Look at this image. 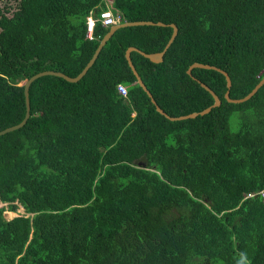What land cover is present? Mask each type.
<instances>
[{"label": "trees", "instance_id": "1", "mask_svg": "<svg viewBox=\"0 0 264 264\" xmlns=\"http://www.w3.org/2000/svg\"><path fill=\"white\" fill-rule=\"evenodd\" d=\"M106 9L176 27L160 63L129 55L163 113L210 106L196 80L220 104L171 122L135 83L124 51L160 52L169 27L115 30L75 83L33 81L26 122L0 136V264H264V84L230 104L220 73H185L214 66L229 77V98L244 97L264 74V0H18L9 16L3 7L0 131L24 116L19 82L81 71L107 32Z\"/></svg>", "mask_w": 264, "mask_h": 264}, {"label": "water", "instance_id": "2", "mask_svg": "<svg viewBox=\"0 0 264 264\" xmlns=\"http://www.w3.org/2000/svg\"><path fill=\"white\" fill-rule=\"evenodd\" d=\"M137 26L169 27L171 29V34H170L169 39L167 40L163 49L158 53L145 54V53L139 51L138 49H136L134 47H128L124 51V59L127 63V66L129 67L134 79H135V83L149 98L150 103L154 106L155 112H157L159 115L163 116L166 120L172 122V121H181V120H186V119H193L196 116H203V115L207 114L212 108L219 106L220 100L218 99V97L207 86H205L203 83H200L199 81L196 80V82L199 84V86L211 96L212 104L210 106L204 108L203 110L199 111V112H192V113H189L187 115L178 116V117H169L165 113H163V111L155 104V102L151 98L149 92L146 90L145 86L142 84L139 76L135 72V70H134V68L130 62L129 55L131 52H136L140 56H142L143 58L149 60L151 63H154V64L160 63L162 61V56H163L164 52L166 51V49L169 47L170 43L173 41L174 37L176 36L177 29L173 24L166 25V24H163L161 22H155V23H153L151 21L121 22V23H118V24H115V25L108 27L107 32L98 41V44H97L95 50L93 51L90 59L87 61V63L84 65V67L81 69V71L76 76L68 77V76H66L60 72H57V71L46 70V71H40L38 73H35V74L31 75L30 77H28L26 80L22 81L18 86L22 87V95H23V103H24V116L18 124L1 130L0 136L21 128L24 125V123L26 122V120L29 116L28 88L33 81H35L36 79H38L40 77L52 76V77L60 78V79L66 81L68 83L77 82L86 73V71L91 67V65L95 61L99 51L101 50V48L103 47L105 42L109 39V37L113 34V32L115 30L120 29V28H125V27H137ZM192 69L213 70V71L220 73L224 77L225 88H226V90L223 94V98L227 103H230V104H239V103H243V102L247 101L264 84V74H263V76L260 78V80L257 82V84L244 97H242L240 99H230L228 96V91L230 88V80L224 71H222V70H220L214 66L207 65V64L192 63L191 65H189L187 67V69L185 71L186 75L191 77L190 72Z\"/></svg>", "mask_w": 264, "mask_h": 264}, {"label": "built area", "instance_id": "3", "mask_svg": "<svg viewBox=\"0 0 264 264\" xmlns=\"http://www.w3.org/2000/svg\"><path fill=\"white\" fill-rule=\"evenodd\" d=\"M105 2L111 3V0H104V3ZM98 21H99L100 25L104 28H107L109 26H112V25H115V24H118L121 22L119 15H114L111 12V10H109V9L103 10L98 14ZM93 23H94V19L92 18V15L89 13L87 20H86V38L87 39H91V32H92ZM115 88H116L117 93L121 97H125V95H126L125 86H123L122 84H117ZM257 194L260 197H264V189L259 191ZM254 195H255V193H249V194H246L244 198H249V197H252Z\"/></svg>", "mask_w": 264, "mask_h": 264}, {"label": "rangeland", "instance_id": "4", "mask_svg": "<svg viewBox=\"0 0 264 264\" xmlns=\"http://www.w3.org/2000/svg\"><path fill=\"white\" fill-rule=\"evenodd\" d=\"M18 0H0V10L3 9V7H5L7 9V13L6 15L9 16L13 11H15L16 9V5H17ZM110 2H105L106 5H109ZM22 82V81H21ZM19 82L18 85L21 83ZM236 117L237 114H232L229 117V121H228V127L229 130L231 132H235L238 128V124L236 122ZM4 206L3 204H0V207ZM22 209L19 207L14 213L12 212H8V211H4L2 213V216L5 220H9L13 217L22 215Z\"/></svg>", "mask_w": 264, "mask_h": 264}, {"label": "clouds", "instance_id": "5", "mask_svg": "<svg viewBox=\"0 0 264 264\" xmlns=\"http://www.w3.org/2000/svg\"><path fill=\"white\" fill-rule=\"evenodd\" d=\"M121 23V22H120ZM108 28V27H107ZM240 264H245V262L242 260L241 262H240Z\"/></svg>", "mask_w": 264, "mask_h": 264}]
</instances>
